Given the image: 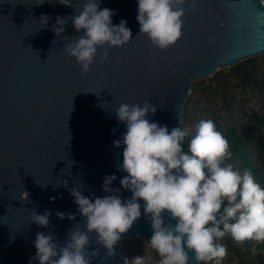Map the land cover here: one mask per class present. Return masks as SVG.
Returning a JSON list of instances; mask_svg holds the SVG:
<instances>
[{
    "label": "water",
    "instance_id": "obj_1",
    "mask_svg": "<svg viewBox=\"0 0 264 264\" xmlns=\"http://www.w3.org/2000/svg\"><path fill=\"white\" fill-rule=\"evenodd\" d=\"M262 54L261 0H0V264H128L134 236L202 264L184 101Z\"/></svg>",
    "mask_w": 264,
    "mask_h": 264
},
{
    "label": "trees",
    "instance_id": "obj_2",
    "mask_svg": "<svg viewBox=\"0 0 264 264\" xmlns=\"http://www.w3.org/2000/svg\"><path fill=\"white\" fill-rule=\"evenodd\" d=\"M261 66L257 57L249 58L230 67L227 74L214 73L207 85L201 81L191 85L190 93L196 96V102L215 95L225 106L219 112L207 108L209 121L199 132L187 131V125L198 115L191 107L190 97L184 101L178 139L185 164L182 201L194 221L202 223L206 231L202 237V264H217L210 251L214 243L224 247L238 264H264V112L254 118L253 132L238 131L227 119L232 111V89L246 94L242 109L256 95L263 94ZM237 202L249 214L248 227L243 226L236 212ZM211 226L213 237L207 233ZM122 245L128 264H134L129 247ZM158 248L156 263L182 264L170 250L159 245Z\"/></svg>",
    "mask_w": 264,
    "mask_h": 264
},
{
    "label": "rangeland",
    "instance_id": "obj_3",
    "mask_svg": "<svg viewBox=\"0 0 264 264\" xmlns=\"http://www.w3.org/2000/svg\"><path fill=\"white\" fill-rule=\"evenodd\" d=\"M258 61L262 64V69L264 70V54L257 56ZM220 72L223 74H227L229 72V68L223 67L221 68ZM212 77V76H211ZM205 85L209 84L210 77H206L202 80ZM232 100H231V109L232 111L228 115L227 119H229V123L231 127H234L238 131H249L253 132V120L254 118L259 114L264 112V89L263 94H260L259 96H255L256 98L252 99L249 104L245 108H241V101L243 98L246 97V94L237 90L232 89ZM187 97H190L191 101V107L196 111V114L198 117H194L190 124L187 125V131L191 133L199 132L201 129L203 130L204 127L208 124L209 121V113L208 109L213 110L214 112H219L221 110H224V104L221 103V99L218 96L211 95L209 98H201L200 102H196V96L189 93ZM222 107V109H221ZM208 108V109H207ZM221 109V110H220ZM222 113V112H221ZM206 151L205 154L208 157L210 154V146L209 143H207V146L205 147ZM264 166V164H263ZM235 209L239 216V218L243 221V226L248 227L250 224V217L249 214L244 211L242 208V205H240L238 202L235 204ZM240 209V210H239ZM240 211V212H239ZM244 211V212H243ZM196 225L198 227V230L201 234V237H204L206 235V231L203 229V224L199 221H195ZM209 237L214 236V228L211 226L210 229L207 231ZM121 243L125 244L130 249V254L133 258L134 264H166L156 263L157 262V254L156 250H158V243L156 240H154L152 237L148 236H134L132 238H125L121 237ZM123 247V245H122ZM211 253H213L214 260L217 262V264H238L233 258L230 257L227 250L214 243L212 245V248L210 249ZM122 256L127 260L128 263V256L123 253ZM171 264V262H169ZM176 264V263H172Z\"/></svg>",
    "mask_w": 264,
    "mask_h": 264
}]
</instances>
